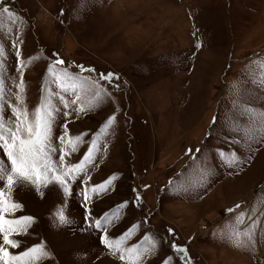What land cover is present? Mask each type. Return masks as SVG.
<instances>
[{"label":"rangeland","instance_id":"obj_1","mask_svg":"<svg viewBox=\"0 0 264 264\" xmlns=\"http://www.w3.org/2000/svg\"><path fill=\"white\" fill-rule=\"evenodd\" d=\"M4 7L5 100L15 102L22 72L24 106L53 110L54 146L65 125L68 137L83 134L66 164L95 142L86 170L66 178L67 195L55 182L14 188L23 208L12 215L35 222L9 252L43 243L51 256L36 264H129L101 238L135 225L122 241L143 253H131L133 264H185L173 244L191 264H264V0H0ZM57 58V72L68 73L60 81L47 71ZM108 73L110 82L99 78ZM0 159L10 167L2 150ZM113 176L106 192L91 191ZM123 201L118 218L96 228ZM235 232L252 239L237 246Z\"/></svg>","mask_w":264,"mask_h":264},{"label":"snow or ice","instance_id":"obj_2","mask_svg":"<svg viewBox=\"0 0 264 264\" xmlns=\"http://www.w3.org/2000/svg\"><path fill=\"white\" fill-rule=\"evenodd\" d=\"M0 11L8 13L9 9L4 7ZM199 46L198 44L197 47ZM2 56H4V48L0 46V57ZM16 56H20L19 51L16 52ZM63 63V60L57 58V60L48 66V73L52 74L57 81L68 76L66 70H62V75L61 72H57L56 70V66ZM80 67L83 69V66ZM260 67L264 69V62L260 63ZM2 68L3 63L0 62V69ZM113 76V73L100 74L99 78L110 82ZM86 83L87 87L93 90L94 98H101L103 89L98 83L91 80H87ZM261 83L264 84V81H261ZM23 85L24 80L21 72L20 82L16 85L20 89V92L15 94V102L9 103L5 100V81L3 78H0V150H2V155L7 157V161L10 164V167H7L4 160L0 159V183L4 185V187H0V264H36L37 261L51 256V253L46 250L43 243L26 247L23 251L16 254L9 252V247H21L20 241L12 237L14 235H26L28 229L35 222V218L32 216L15 217L12 215L17 210L23 208V205L13 198L14 188L18 185H31L39 191L41 186H47L49 183L55 182L62 187L65 195H67L70 189L66 178L75 179L86 170V165L92 161V151L95 147V142L93 141L79 163L66 164L65 156L68 154L66 148L70 146L72 152L77 151L76 144L82 142L81 137L83 134L76 137H68L67 125H65L64 135L57 138L60 141L59 149L54 146L51 136L54 120L53 110L43 102L31 110L25 107L22 95ZM64 90L67 91L68 89L65 88ZM74 94L77 96V99L73 100L72 104L78 103L80 98L79 91ZM61 102L64 103L63 99H61ZM5 109H8V115H5ZM76 111H83V108H77ZM255 114L253 112V115ZM64 115H68V113H64ZM259 116L261 120H264V112L259 113ZM114 120L115 116L108 117L105 125L102 126V130L106 129ZM57 151L59 152V162L54 161L52 158L53 154L57 153ZM113 179H115V176L110 177L99 185H93L91 191L95 194L106 192ZM89 198L86 190L84 199L87 201ZM137 200H139V196H137ZM127 203L128 201L118 203L109 212L104 213L102 217L95 220L96 228H100L104 222H110L112 218H118L119 211ZM239 207L240 205H236V208ZM228 211L231 212L233 209H228ZM56 215L60 223H67V219L62 211ZM85 219H88L87 215ZM238 220L241 223L243 222L242 214L241 217H238ZM133 228H135V225L120 237L109 239L105 235L101 238V242L112 251V254L119 253L121 261L126 259L125 253H128L127 259L129 260V264H133L131 257L133 251L137 253V260L143 254L136 245L127 249L122 247V241L129 237ZM233 236L236 238L235 243L237 246H242L245 243L241 239L242 236H246L249 242L252 239L250 232H235ZM172 247L182 254L181 259L185 261V264H191L187 258V250L184 247L177 246L176 244H173Z\"/></svg>","mask_w":264,"mask_h":264}]
</instances>
